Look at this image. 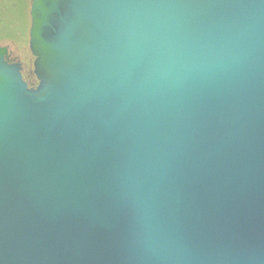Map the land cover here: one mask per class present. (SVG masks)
Listing matches in <instances>:
<instances>
[{
	"label": "water",
	"instance_id": "water-1",
	"mask_svg": "<svg viewBox=\"0 0 264 264\" xmlns=\"http://www.w3.org/2000/svg\"><path fill=\"white\" fill-rule=\"evenodd\" d=\"M0 45V264H264V0H30Z\"/></svg>",
	"mask_w": 264,
	"mask_h": 264
},
{
	"label": "trees",
	"instance_id": "trees-1",
	"mask_svg": "<svg viewBox=\"0 0 264 264\" xmlns=\"http://www.w3.org/2000/svg\"><path fill=\"white\" fill-rule=\"evenodd\" d=\"M29 4L30 0H0V14L8 11H17V15L20 16L21 21L24 19L26 21L23 28H21L18 23H11L5 26L6 31L0 33V45H2L5 40L14 41L17 43L23 41L26 38L29 21Z\"/></svg>",
	"mask_w": 264,
	"mask_h": 264
},
{
	"label": "rangeland",
	"instance_id": "rangeland-1",
	"mask_svg": "<svg viewBox=\"0 0 264 264\" xmlns=\"http://www.w3.org/2000/svg\"><path fill=\"white\" fill-rule=\"evenodd\" d=\"M24 19V18H23ZM29 20V19H28ZM11 23H18L21 28L24 27L26 21L25 19L21 21V18L19 15H17V11L15 12H3L0 14V33H3L5 30V26L11 24ZM29 28V21H28V27ZM27 33L26 32V38L21 42H14V41H7L3 42V45H8L10 51L13 54V58L20 61L23 64H29V62H32L33 58L28 50L27 45Z\"/></svg>",
	"mask_w": 264,
	"mask_h": 264
},
{
	"label": "flooded vegetation",
	"instance_id": "flooded-vegetation-1",
	"mask_svg": "<svg viewBox=\"0 0 264 264\" xmlns=\"http://www.w3.org/2000/svg\"><path fill=\"white\" fill-rule=\"evenodd\" d=\"M9 62L14 63V62H19L21 65V75L23 80L30 86L35 84V77L32 72V62H29V64H23L20 61L16 60L13 58L12 52L9 54Z\"/></svg>",
	"mask_w": 264,
	"mask_h": 264
}]
</instances>
